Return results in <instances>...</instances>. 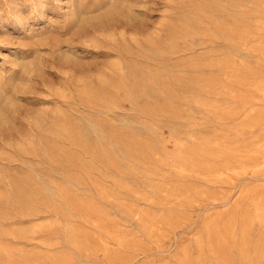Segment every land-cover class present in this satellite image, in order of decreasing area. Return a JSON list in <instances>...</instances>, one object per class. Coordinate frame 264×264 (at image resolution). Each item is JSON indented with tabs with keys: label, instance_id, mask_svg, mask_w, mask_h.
I'll list each match as a JSON object with an SVG mask.
<instances>
[{
	"label": "rangeland",
	"instance_id": "rangeland-1",
	"mask_svg": "<svg viewBox=\"0 0 264 264\" xmlns=\"http://www.w3.org/2000/svg\"><path fill=\"white\" fill-rule=\"evenodd\" d=\"M0 264H264V0H0Z\"/></svg>",
	"mask_w": 264,
	"mask_h": 264
},
{
	"label": "bare ground",
	"instance_id": "bare-ground-1",
	"mask_svg": "<svg viewBox=\"0 0 264 264\" xmlns=\"http://www.w3.org/2000/svg\"><path fill=\"white\" fill-rule=\"evenodd\" d=\"M28 79V78H27ZM243 171V170H242Z\"/></svg>",
	"mask_w": 264,
	"mask_h": 264
}]
</instances>
